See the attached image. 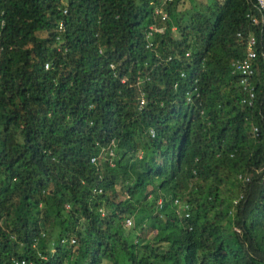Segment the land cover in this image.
<instances>
[{
  "label": "trees",
  "instance_id": "obj_1",
  "mask_svg": "<svg viewBox=\"0 0 264 264\" xmlns=\"http://www.w3.org/2000/svg\"><path fill=\"white\" fill-rule=\"evenodd\" d=\"M104 260L264 264L256 0H0V264Z\"/></svg>",
  "mask_w": 264,
  "mask_h": 264
},
{
  "label": "built area",
  "instance_id": "obj_2",
  "mask_svg": "<svg viewBox=\"0 0 264 264\" xmlns=\"http://www.w3.org/2000/svg\"><path fill=\"white\" fill-rule=\"evenodd\" d=\"M166 0H162L163 4ZM257 4L259 7L263 8L264 7V0H256ZM63 11H66L64 9ZM155 12L159 13L162 18H165L168 16V13L166 10L160 8V7H155ZM253 22L257 23L258 18L252 17L251 18ZM58 26L61 27L62 21L60 20L58 22ZM162 29L161 26H157L155 23H152L149 25L148 30L146 31V37L151 35L153 31H160ZM248 42L249 44H254L255 42V37L254 35H249L248 36ZM148 45H150V42H148ZM256 52L252 48H248L244 55L235 58L232 61V72L237 73L240 75V86L245 93H248V96H244L243 100L247 101V103L251 104L252 103V98L254 97V91H253V85L250 82L251 76L253 74V64L252 60L255 57ZM49 64L48 62L45 63V66L47 67ZM144 98L142 97L140 102H143ZM254 129L257 130V128L254 126Z\"/></svg>",
  "mask_w": 264,
  "mask_h": 264
},
{
  "label": "clouds",
  "instance_id": "obj_3",
  "mask_svg": "<svg viewBox=\"0 0 264 264\" xmlns=\"http://www.w3.org/2000/svg\"><path fill=\"white\" fill-rule=\"evenodd\" d=\"M237 178L238 180H240L244 185L247 184L250 181V173L247 171H240L237 174ZM247 188V187H246ZM244 196V191H240L235 197L232 198V201L234 203L237 202L238 199H241ZM175 200H177L176 198H174ZM127 222H130L131 220L129 218L126 219Z\"/></svg>",
  "mask_w": 264,
  "mask_h": 264
},
{
  "label": "rangeland",
  "instance_id": "obj_4",
  "mask_svg": "<svg viewBox=\"0 0 264 264\" xmlns=\"http://www.w3.org/2000/svg\"><path fill=\"white\" fill-rule=\"evenodd\" d=\"M196 1H201L202 2L203 0H196ZM188 3H187V5H188ZM177 7L179 8V6H177ZM179 10H181V9H179ZM103 263L104 264H111L108 260H104Z\"/></svg>",
  "mask_w": 264,
  "mask_h": 264
}]
</instances>
